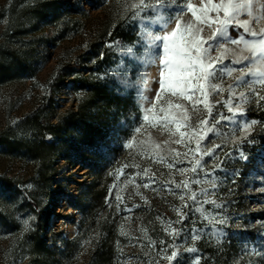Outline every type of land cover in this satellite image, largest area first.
<instances>
[{"label": "rangeland", "instance_id": "1", "mask_svg": "<svg viewBox=\"0 0 264 264\" xmlns=\"http://www.w3.org/2000/svg\"><path fill=\"white\" fill-rule=\"evenodd\" d=\"M124 4L0 0V264H169L162 257L173 250V264H264V110L255 97L245 106L244 118L258 122L248 141L234 143L240 133L222 122L205 142L221 145L204 158L208 176L176 171L191 157L170 169V149L185 150L164 144L170 132L158 108L143 121L151 104L141 97L148 87L155 100L159 71L140 59L149 41L139 34L159 26L128 19ZM185 179L203 183L175 187ZM174 209L186 214L180 223ZM173 228L187 231L173 237ZM173 240L180 247L161 252Z\"/></svg>", "mask_w": 264, "mask_h": 264}, {"label": "snow or ice", "instance_id": "2", "mask_svg": "<svg viewBox=\"0 0 264 264\" xmlns=\"http://www.w3.org/2000/svg\"><path fill=\"white\" fill-rule=\"evenodd\" d=\"M124 11L126 15L131 13L128 16L130 20L149 21L159 26L157 33L148 31L139 34L142 39L149 41L147 51L140 59L155 65L159 71V90L156 91L155 100L144 94L151 88L146 87L141 93L142 99L151 104V107L144 109L143 121L148 123L155 120V110L158 108L163 113L165 129L170 132V139L164 144L176 143L185 150L181 153L170 149L175 152V158L168 167L174 168L191 157L188 160L190 168H178L176 171L182 176L189 172H203L208 176L210 173L205 165L209 160L204 158L210 159L216 155V149L221 145L215 144L209 148L205 142L210 143L213 136L221 135L220 129L226 126L222 122H228L233 133H240L234 143L248 141L258 122L244 118L245 106L251 102V97H255L256 103L264 110V103H261L264 101V27L256 30L253 26L264 20V0H125ZM238 29L243 32L236 31ZM127 54L135 56L131 47L127 49ZM226 60H230V63H225ZM236 73L239 74L234 75ZM225 78L232 82L225 85ZM144 83L148 85L149 81L145 79ZM240 88L246 91H238ZM216 96L220 99L214 100ZM183 101H187L188 106ZM201 104L202 109L199 107ZM222 109H226L227 114ZM192 115L197 117L195 124L190 123ZM171 125L175 126L179 139L171 140V136L175 135ZM144 127L141 125L135 131L139 133ZM193 142L195 148L191 146ZM181 156L184 159H180ZM219 167V163L213 164L211 171L215 172ZM200 183H203L200 179H185L176 183L175 187L191 191L190 184ZM210 183L215 187L214 182ZM144 186L148 187L147 184ZM201 191L206 192L204 189ZM196 198L194 192L189 196L193 201ZM180 199L183 202L184 195ZM182 207H188V204L182 203ZM174 211L179 217L176 223L186 218L180 209ZM204 218L210 222L223 223V220L217 221L209 216ZM171 223L169 221L168 226ZM186 231L173 228L169 235L178 237ZM199 238V234L191 237L193 241ZM160 243L164 244V241ZM179 247L173 240L161 252ZM186 251L196 253L198 249L192 246ZM179 256L180 252L173 250L162 258L173 264ZM195 264H200L199 259L195 260Z\"/></svg>", "mask_w": 264, "mask_h": 264}, {"label": "trees", "instance_id": "3", "mask_svg": "<svg viewBox=\"0 0 264 264\" xmlns=\"http://www.w3.org/2000/svg\"><path fill=\"white\" fill-rule=\"evenodd\" d=\"M102 191L98 192V193H94L92 196H91V199L92 201H100L101 197H102Z\"/></svg>", "mask_w": 264, "mask_h": 264}]
</instances>
